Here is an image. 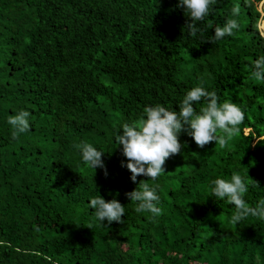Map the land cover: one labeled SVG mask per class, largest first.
Instances as JSON below:
<instances>
[{
	"label": "trees",
	"instance_id": "obj_1",
	"mask_svg": "<svg viewBox=\"0 0 264 264\" xmlns=\"http://www.w3.org/2000/svg\"><path fill=\"white\" fill-rule=\"evenodd\" d=\"M178 3L0 0V264H264V220L233 225L234 206L211 194L236 172L249 206L264 198V82L248 71L264 55L252 28L261 3L217 0L195 37ZM237 3V34L207 43ZM196 86L245 112L240 131L223 149L182 131L155 182L162 214L137 213L125 193L148 178L131 181L115 136L144 107L178 112ZM21 110L30 130L13 141L7 119ZM82 142L104 153L107 176L83 164ZM97 196L125 207L123 223L95 219Z\"/></svg>",
	"mask_w": 264,
	"mask_h": 264
},
{
	"label": "clouds",
	"instance_id": "obj_2",
	"mask_svg": "<svg viewBox=\"0 0 264 264\" xmlns=\"http://www.w3.org/2000/svg\"><path fill=\"white\" fill-rule=\"evenodd\" d=\"M216 3L217 0H179L178 7L184 9L185 15L191 20V23L186 24L190 36L195 37L198 32L202 33L197 24L205 20L211 6ZM260 3L264 4V0H260ZM254 4L255 0H244L245 8H253ZM241 11V4H235L224 25L216 26L214 35L206 42L215 44L225 37H234L241 27L238 19ZM255 13L258 15L253 16V33L264 40V9L256 6ZM208 27H212L210 22ZM248 71L251 80L264 82V55L252 61ZM194 105H201L198 111ZM29 117L30 113L25 110L8 117L7 123L12 128L13 141H18L22 134L30 130ZM245 118V112L236 103L229 100L221 102L215 90L208 91L203 86H196L186 92L179 103L178 112L161 104L147 106L138 120L123 124L122 131L115 136V143L118 147L122 146V154L128 161L126 168L131 173V181L137 183V178L141 176L148 178L147 181H139L135 190L125 193L126 198L136 205L135 211L149 213L153 219L162 214V209L158 207L159 185L155 182L165 173L166 161L181 153L183 145L179 136L182 131H186L201 149L211 142H216V145L223 149L239 133ZM260 140L264 141V136H261ZM75 147L80 151L84 165L94 170L105 169V176L108 175L102 160L103 152L86 142ZM123 166L125 165L122 163ZM249 180L259 186L258 182L250 177ZM150 181L153 183L150 184ZM247 191L248 184L236 172L230 179L217 178L212 181L211 194L219 200L226 199L229 205L234 206L235 211L231 216L233 225L239 224L249 216L264 220V198L251 207L244 199ZM89 207L95 210L93 215L100 223H123L121 218L125 215V207L116 199L106 202L104 198L97 196L90 200Z\"/></svg>",
	"mask_w": 264,
	"mask_h": 264
},
{
	"label": "rangeland",
	"instance_id": "obj_3",
	"mask_svg": "<svg viewBox=\"0 0 264 264\" xmlns=\"http://www.w3.org/2000/svg\"><path fill=\"white\" fill-rule=\"evenodd\" d=\"M259 7H260L261 9H263V8H262V4H260Z\"/></svg>",
	"mask_w": 264,
	"mask_h": 264
},
{
	"label": "bare ground",
	"instance_id": "obj_4",
	"mask_svg": "<svg viewBox=\"0 0 264 264\" xmlns=\"http://www.w3.org/2000/svg\"><path fill=\"white\" fill-rule=\"evenodd\" d=\"M262 8L264 9V4L262 5Z\"/></svg>",
	"mask_w": 264,
	"mask_h": 264
}]
</instances>
